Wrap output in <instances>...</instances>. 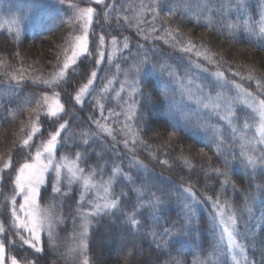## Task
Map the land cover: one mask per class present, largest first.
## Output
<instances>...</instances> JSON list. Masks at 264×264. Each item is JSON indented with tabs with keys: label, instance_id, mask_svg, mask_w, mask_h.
I'll return each instance as SVG.
<instances>
[{
	"label": "trees",
	"instance_id": "16d2710c",
	"mask_svg": "<svg viewBox=\"0 0 264 264\" xmlns=\"http://www.w3.org/2000/svg\"><path fill=\"white\" fill-rule=\"evenodd\" d=\"M81 8L92 9L90 54L55 78L81 30ZM263 14L264 0H0V238L7 258L76 263L71 238L91 208L78 188L53 193L49 178L40 197L50 211L40 252L16 239L15 174L36 122L31 153L55 134L61 148L80 154L86 172L113 178L114 207L88 219L87 264H234L212 206L232 221L244 264H264L258 118L235 99L217 100L219 91H233L212 79L220 74L264 102ZM113 40L128 46L111 64L102 53ZM184 46L201 54L204 72L186 63ZM93 74L95 86L78 106L75 95ZM51 96L60 116L45 110ZM99 104L110 113L107 137L93 136Z\"/></svg>",
	"mask_w": 264,
	"mask_h": 264
},
{
	"label": "rangeland",
	"instance_id": "374dc122",
	"mask_svg": "<svg viewBox=\"0 0 264 264\" xmlns=\"http://www.w3.org/2000/svg\"><path fill=\"white\" fill-rule=\"evenodd\" d=\"M92 1L98 3L104 2V0ZM75 11L79 12L82 27L80 32L72 38L70 47L65 54L61 71L55 78L63 77L66 70L74 67L81 57L90 54L89 37L90 33H93L91 30L92 9L81 8L79 11ZM262 26L264 28V14ZM124 42V40H113L106 51H104V47H100L99 50H101V52L104 51L102 53L104 55H106V53L108 54V62L112 64L116 59L120 58L119 56L124 53L123 51L127 48L128 44ZM181 51L183 59L187 58L186 63L190 67L201 69L198 62V58L201 57L200 53H193L187 46H184ZM188 57L190 60H188ZM104 61L105 58L103 57L100 58L99 62L102 64ZM212 79L218 84H226L227 87L233 91L232 93L226 92L225 94L219 91L216 94L217 100L223 98L226 102L235 99L256 114L258 118L256 133L259 143H262L264 146V102L234 83L230 84L220 74H214ZM113 80L114 79H111L109 84L101 90L105 96L110 92V88L113 86ZM95 81L96 74H93L89 82L85 86H82L77 92L75 99L78 106H82L85 98L91 93L95 86ZM122 89L123 86H119L118 93H120ZM117 97L115 93L114 100H116ZM44 102L46 112L52 117L60 116L61 113H63L62 106L57 97H47ZM99 107L98 119L92 123V127H94L93 136L95 137L98 135L107 137L110 135V127L108 124L110 113L104 115L101 110L102 105L99 104ZM103 117H105V120ZM67 129V123L60 126L61 131H67ZM40 130L37 123L33 122L30 125L28 136L22 144L23 151L25 155H28V158H25V161L21 163V166L17 169L15 174L14 199L10 204L15 237L21 241L24 246L40 252L42 233L48 228V216L50 214V211L45 207L43 208L40 202L41 190L48 186L49 178L52 191L55 194H66L69 192V189L78 188L79 200H87L88 203L86 206L91 208L89 210L84 209L83 214L80 215V226H78V229L72 235V244L70 245L68 255L71 258H75L76 263L74 264H87L85 239L88 235V219L96 213L114 207V203L110 200L109 196L110 183L113 178H109L104 182L97 178L94 172H86L79 164L80 154L70 149L66 151L64 148H61V143L58 138L55 137V134L49 139L45 138L44 141L39 142L34 154L31 153L30 144L34 136L40 132ZM86 138L88 140V137ZM60 148L61 153H59ZM108 180L109 182H107ZM79 204H81V202H79ZM211 210L219 219L224 234V241L233 263L244 264L245 254L235 239L232 221L224 217L223 213L218 208L212 206ZM1 231L0 229V236ZM3 246L4 243L0 238V264H34L31 261L22 263L11 256L7 258ZM18 248L21 250L22 247L18 245Z\"/></svg>",
	"mask_w": 264,
	"mask_h": 264
}]
</instances>
